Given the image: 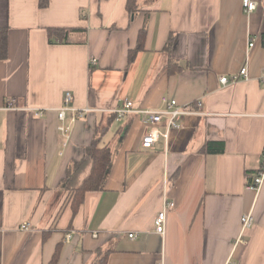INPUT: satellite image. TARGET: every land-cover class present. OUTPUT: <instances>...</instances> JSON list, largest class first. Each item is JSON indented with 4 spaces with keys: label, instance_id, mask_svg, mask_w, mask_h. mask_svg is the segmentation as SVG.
Listing matches in <instances>:
<instances>
[{
    "label": "crops",
    "instance_id": "0c3cea01",
    "mask_svg": "<svg viewBox=\"0 0 264 264\" xmlns=\"http://www.w3.org/2000/svg\"><path fill=\"white\" fill-rule=\"evenodd\" d=\"M127 1L0 0V264H49L57 250L56 264H264V181L246 183L264 157V0L251 13L242 0H135L133 13ZM49 28L76 31L59 42ZM67 92L88 112L63 146ZM164 97L199 113L150 148L140 116L111 112ZM94 140L111 166L74 211L86 172L67 177Z\"/></svg>",
    "mask_w": 264,
    "mask_h": 264
},
{
    "label": "built area",
    "instance_id": "2783aa9c",
    "mask_svg": "<svg viewBox=\"0 0 264 264\" xmlns=\"http://www.w3.org/2000/svg\"><path fill=\"white\" fill-rule=\"evenodd\" d=\"M242 6L245 13H251L257 8V2L253 0H242ZM253 45V41H250L249 46ZM96 64V58L90 57L89 65ZM241 76H246V69H242L240 71ZM262 77L264 78V69L262 71ZM220 81L222 83H228L229 77L221 76ZM72 100V96L69 92L65 94L64 98V106L59 109L58 117L63 122L58 127V131L62 136L63 146H66L68 141L71 138L72 132V124L76 120L77 115H83L88 112V109H76L73 107H68V102ZM13 103L9 102L7 104L8 108L12 107ZM196 106L201 108V102L197 101ZM67 111H71L73 113L71 119L68 123H66V113ZM115 114L116 119H121L125 115H138L142 118L143 122L147 125V129L144 131L141 139V145L144 148L152 147L159 138L168 139L169 132L173 129H179L181 127L180 118L187 114H195L199 113L194 110H190L188 107L180 105L177 103L175 99H170L164 97L162 99L161 106L156 109H139L135 108L133 102L129 99H124L122 102V106L119 109H115L111 111ZM40 111L37 112L40 115ZM161 125H164V129L160 128ZM264 181V157L261 165L257 169L254 177L253 184L249 185L250 188L254 190H258L261 184ZM174 207L173 202H166L163 208L158 212L155 221H154V229L157 233H164L165 231V217L166 211L172 209ZM253 216L251 213H245L241 217L242 229H250L253 225ZM29 223L24 222L20 228L28 229ZM70 237V235H68ZM129 237H133V234L130 233ZM237 243H246L243 233H241L237 239ZM157 264H163L159 262Z\"/></svg>",
    "mask_w": 264,
    "mask_h": 264
},
{
    "label": "trees",
    "instance_id": "16d2710c",
    "mask_svg": "<svg viewBox=\"0 0 264 264\" xmlns=\"http://www.w3.org/2000/svg\"><path fill=\"white\" fill-rule=\"evenodd\" d=\"M48 0H39V7H46ZM127 9L133 13L136 9L135 0L127 1ZM76 31L74 28H49V40L59 42H69V35ZM264 44V35H263ZM132 55V54H131ZM7 56V37L6 31L0 30V59ZM111 149L108 146H99L98 141L94 140L91 145L85 148L82 159L75 164L74 171L69 174L67 181L71 182L72 178L81 172H86L79 184L71 187L68 197L71 200L72 208L75 211L82 203L87 191L101 190L104 186L105 179L111 166ZM255 174H248L246 177L247 185L253 184ZM58 250L55 252L49 264H56Z\"/></svg>",
    "mask_w": 264,
    "mask_h": 264
},
{
    "label": "rangeland",
    "instance_id": "374dc122",
    "mask_svg": "<svg viewBox=\"0 0 264 264\" xmlns=\"http://www.w3.org/2000/svg\"><path fill=\"white\" fill-rule=\"evenodd\" d=\"M114 124H115V123H114ZM115 125H117V126H118V125H120V124L116 123Z\"/></svg>",
    "mask_w": 264,
    "mask_h": 264
}]
</instances>
